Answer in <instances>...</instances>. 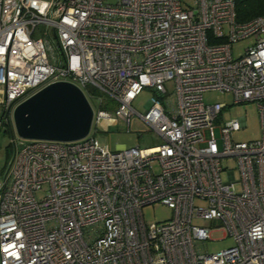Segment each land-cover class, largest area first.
Segmentation results:
<instances>
[{
    "label": "built area",
    "instance_id": "obj_1",
    "mask_svg": "<svg viewBox=\"0 0 264 264\" xmlns=\"http://www.w3.org/2000/svg\"><path fill=\"white\" fill-rule=\"evenodd\" d=\"M56 81L83 89L97 130L129 129L133 101L153 88L140 115L160 142L112 151L91 132L14 135L0 180V264H264V12L240 21L235 0H0V126L13 131L16 107ZM207 91L256 103L260 138L234 139L247 125L240 116L221 126L220 143L215 122L229 104L206 103ZM154 203L174 216L147 223ZM213 228L235 244L202 252Z\"/></svg>",
    "mask_w": 264,
    "mask_h": 264
},
{
    "label": "rangeland",
    "instance_id": "obj_2",
    "mask_svg": "<svg viewBox=\"0 0 264 264\" xmlns=\"http://www.w3.org/2000/svg\"><path fill=\"white\" fill-rule=\"evenodd\" d=\"M110 3H115L117 0H107ZM251 39L240 40L233 45V52L235 57H239L244 53L245 48L250 45ZM167 95L162 97V101L165 103L167 97H174L176 93L175 83L173 81L166 84ZM157 96V93L151 87H144L141 93L133 101V107L137 113L131 118L130 128L128 129L127 123L120 121L119 123H113L112 125L100 124L98 130L96 125H93L90 136L94 135L98 138L100 143L108 147L112 151L118 150L120 147H149L160 142L150 126L142 118V114L146 113L148 109L149 100ZM233 97L231 93L224 94L220 91H207L204 93V100L206 103H215L218 101L227 102L229 104L226 107L221 116L215 122L214 133L219 138L221 143V126L225 121L238 118L240 116H246L247 125L239 131L234 133V139L237 141H250L260 138L261 136V123L260 114L257 104L254 102H246L240 104H233ZM94 107L97 109V104L93 101ZM2 114V105L0 104V116ZM141 114V115H140ZM108 129V130H107ZM20 137L14 127L13 131L9 124H2L0 126V180H4L11 161L14 156V144L13 136ZM28 140V139H26ZM224 167L235 170L236 177L238 178L239 172L237 170L236 159L232 157H225L222 159ZM224 179L227 180V172H223ZM238 190L240 186L237 185ZM44 191H39L38 196L42 197ZM197 203L205 205L206 202L198 200ZM144 217L147 223L154 221L169 220L174 216V209L167 204L154 203L146 205L143 208ZM194 223L201 226L213 227L217 226L218 221L211 222L202 218H195ZM235 244V240L231 235H225L222 229L213 228L211 232V238L198 242V247L202 252L215 253L222 249Z\"/></svg>",
    "mask_w": 264,
    "mask_h": 264
},
{
    "label": "water",
    "instance_id": "obj_3",
    "mask_svg": "<svg viewBox=\"0 0 264 264\" xmlns=\"http://www.w3.org/2000/svg\"><path fill=\"white\" fill-rule=\"evenodd\" d=\"M93 119L94 109L83 89L70 81L41 88L21 102L13 116L18 135L29 140H80L90 134Z\"/></svg>",
    "mask_w": 264,
    "mask_h": 264
},
{
    "label": "trees",
    "instance_id": "obj_4",
    "mask_svg": "<svg viewBox=\"0 0 264 264\" xmlns=\"http://www.w3.org/2000/svg\"><path fill=\"white\" fill-rule=\"evenodd\" d=\"M238 20L247 21L264 12V0H235Z\"/></svg>",
    "mask_w": 264,
    "mask_h": 264
}]
</instances>
